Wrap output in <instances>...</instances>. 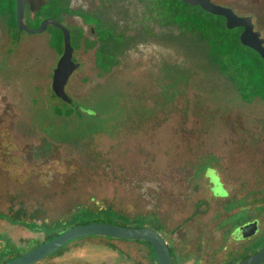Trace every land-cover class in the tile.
<instances>
[{"label":"rangeland","instance_id":"rangeland-1","mask_svg":"<svg viewBox=\"0 0 264 264\" xmlns=\"http://www.w3.org/2000/svg\"><path fill=\"white\" fill-rule=\"evenodd\" d=\"M213 1L251 16L264 37V0ZM44 2L41 15L70 28L81 66L66 85L72 102L55 98L52 75L64 51L63 31L50 24L42 33L11 32L0 15V233L17 247L10 256L28 240L42 241L38 230L48 220L150 227L169 243L172 228L196 224L199 238L227 244L236 240L226 232L258 216L260 231L242 243L243 250L262 249L264 98L245 101L203 34L160 19L151 0H108L111 8L100 0H65L78 11L29 0V27L46 18H31ZM86 4L101 22L79 12ZM62 12L90 25L80 28L68 19L70 26L59 18ZM91 27L109 50L99 69L98 42L83 37L92 38ZM209 166L218 178L207 177L226 197L209 191ZM177 235L179 244L186 241ZM149 249L137 240L83 236L34 264H101L109 258L150 264ZM229 254L221 264L235 258Z\"/></svg>","mask_w":264,"mask_h":264},{"label":"trees","instance_id":"trees-1","mask_svg":"<svg viewBox=\"0 0 264 264\" xmlns=\"http://www.w3.org/2000/svg\"><path fill=\"white\" fill-rule=\"evenodd\" d=\"M60 0H52L59 3ZM151 6L154 10L157 9L158 17L166 22H174L177 24H190L194 26L211 46V50L216 55V62L222 73L227 75L235 84L241 97L248 102L253 101L256 97L264 98V59L254 49L245 46L241 43L240 35L243 31L242 27L228 29L224 16L214 15L205 11L201 6H193L181 0H151ZM40 7L38 13L41 15ZM0 15L8 18L10 25L16 26V1L15 0H0ZM107 41H102L97 52V63L101 60L106 50ZM63 47V46H62ZM112 62L109 64V66ZM207 206L200 203L198 211L204 212ZM3 218H7L2 216ZM12 217V216H11ZM8 217L9 220H12ZM92 222L86 220L83 222L64 221L50 222L49 220L40 226V231H43V240H36L33 246L45 243L69 228ZM73 223V224H72ZM134 227H143L137 226ZM111 238V237H109ZM146 243L150 246L153 254L155 251L152 245L145 240H137ZM30 245L23 246L20 252L10 256V253L15 251L17 247L11 244L10 240L0 233V263L14 259L27 250Z\"/></svg>","mask_w":264,"mask_h":264},{"label":"water","instance_id":"water-1","mask_svg":"<svg viewBox=\"0 0 264 264\" xmlns=\"http://www.w3.org/2000/svg\"><path fill=\"white\" fill-rule=\"evenodd\" d=\"M28 0H16L17 3V21L20 30L29 33H42L48 25L53 24L63 31L64 35V52L54 71L53 92L63 101L70 102L71 98L65 90V86L73 74L79 67V63L73 61L74 47L71 40V31L69 27L54 18H46L42 24L35 29L28 27L24 23L25 8ZM107 0H102L106 6ZM193 6H201L205 11L214 15L224 16L228 29L242 27L243 31L240 35L241 43L257 51L264 59V37L261 31L255 29V23L251 16H241L232 7L224 6L213 0H181ZM253 231V230H252ZM248 225L240 229V237L245 238L246 232L252 233ZM255 233V232H253ZM104 236L116 239H131L148 241L157 256L158 264H172L171 254L164 238L150 227H132L106 222H90L71 227L59 236L29 250L28 252L0 264H34L39 260L53 254L58 249L68 244L74 239L83 236ZM264 262V247L245 258L238 264H262Z\"/></svg>","mask_w":264,"mask_h":264},{"label":"flooded vegetation","instance_id":"flooded-vegetation-1","mask_svg":"<svg viewBox=\"0 0 264 264\" xmlns=\"http://www.w3.org/2000/svg\"><path fill=\"white\" fill-rule=\"evenodd\" d=\"M59 2L60 3H58V4L67 6L71 11H78L76 9H73L70 5L65 4V0H63V1L60 0ZM28 3H29V0L27 1V4H26L25 14H26V10H27ZM45 3H47V2L42 3L40 5V7L42 5H45ZM100 3H101V5L103 7H106V8H111L112 7V4L109 3L108 0L106 1V4H107L106 6H104L102 0H100ZM40 7L38 9H40ZM82 8L84 9V11H79V12L86 13V14H91L92 17H94L96 19V21L101 22V20H100L99 17L95 16L92 12H89V10L90 11H92V10L89 8V5L88 4H86ZM34 13L32 12V15H31V18H33V19H35L37 17ZM25 14H24V23L28 26L27 21L25 20V16H26ZM58 16H59V18L61 17L68 25H70L68 23L69 22L68 19L73 20L74 22L77 21V27H80V28H83L85 26L90 25L89 23H85L80 16L74 15L72 13L71 14H68L66 12H64V13L62 12ZM45 17L46 18H51L50 16H45ZM46 18H44V19H46ZM54 19H56V18H54ZM56 20L60 21L59 19H56ZM79 21L81 23H79ZM16 22H17L16 23V26H12V25L9 24V26L11 27V32H13L15 28H19L18 21H17V3H16ZM64 25H66V24H64ZM32 29H35V28H32ZM20 31L27 32L25 30H20ZM91 31L93 33L92 34V38L86 37L85 35H83V37L88 38V40L91 42V44L94 43V45H95L96 42H98V44H96V46L94 47L95 48V52L94 53H95V67L99 69L98 63H97V52H98V50H99L102 42H100L101 40H98L99 36H97V34L94 32L93 27H91ZM27 33H29V32H27ZM13 35H15V34L13 33L12 34V37H13ZM22 35H24V34H22ZM93 36H95L96 38H93ZM22 37L23 36H21V34H20V36L17 37V41L18 42H21L20 40H21ZM104 53H106V51ZM73 61L76 62V63H79L77 60L74 59V55H73ZM57 65H58V63H57ZM80 66H81V64L79 63V67L78 68H80ZM56 68H57V66L54 68V71H55ZM54 71H53V75H52V87H51L52 88V92H53ZM65 90H66V86H65ZM55 98L60 99L56 95H55ZM70 98H71V96H70ZM60 100L62 102H67V101H63L62 99H60ZM72 100L73 99L71 98V101L70 102H72ZM70 102H67V103H70ZM206 179H207V182H208V185H209V191L212 193L211 189L214 187V183L211 182V177H206ZM139 191L141 192V194L142 193H147V192H144L143 191V188H140ZM228 194H230V193H228ZM144 195H146V194H144ZM212 195H213V193H212ZM157 197H159V193L158 194H155L154 200L155 199L157 200ZM217 199L218 200L219 199L226 200V198H217ZM260 223H261L260 218L258 216H256L254 218H250V219L248 218V219H246V221H244V223L238 224V226L236 228H234L232 232H230V233L226 232L227 234H229V237H228L229 239H234L235 238V240H236L235 242L227 243V244H223V243H220V244L208 243L203 238H199L198 237L199 234H198L197 226H195L196 224L194 226L191 225V224H189L188 227H186L185 224H183V225L180 224V225L176 226L175 228H172L171 232L174 231L173 232V235H172L174 237L167 236V238L169 237L171 239V241H172L171 243L168 242L169 240L168 241L166 240V238H165L166 236H163L162 235V231L161 230H160L161 232H158L156 229L155 230L164 238L166 244L168 245L169 250H170V254H171L172 264H188V263L189 264H221L222 261L226 260L225 259V255L227 254V252H228V254L230 253L229 255L235 257L232 261H229L228 260V264H238L239 262H241L245 258H247L250 255H252V254H254V253H256V252H258V251L261 250V248L253 249L251 251H248L249 249L243 250L244 249V247H243V244L244 243H242L244 240L251 238V235H253V234L255 235L258 231H260V228H261L260 227L261 226ZM246 225H248V227L251 229V231L253 230L251 234L249 232H246V234H247V236H245L246 239L245 238H240V233H241L240 231L238 232L239 233V237L236 236L237 237L236 238V237L233 236V234L236 232L237 228L240 230L242 227H244ZM25 227L27 228L26 225H25ZM38 231H40V230H38ZM253 232H255V233H253ZM180 233L184 235L183 240H186V241L181 242V244H179V242H178L180 239L178 237L179 235H177V234H180ZM197 240H198V242H197ZM35 242H36V239L35 240L34 239L28 240V242L26 244L30 245L29 250H31V249H33V248L41 245V244H38L36 246H33L35 244ZM176 243H177V246H176ZM144 244H146V243H144ZM146 245L149 246L148 244H146ZM227 249L229 251H227ZM29 250H27L26 252H28ZM26 252H24V253H26ZM221 252H225V253H223L224 254V257L220 260V254H221ZM180 254H186V257L185 258H182L181 260H178L177 257H176V255L180 256ZM148 256H149L150 264H158V260H157L156 253L154 255L151 249L148 250ZM114 262L115 261H113V263ZM130 262L132 264H137L133 260H130ZM92 263H93V261H92ZM105 263L106 264H113V263H111V259L110 258L107 259V260H104L101 264H105ZM115 263H117V262H115ZM118 264H120V263H118ZM262 264H264V262Z\"/></svg>","mask_w":264,"mask_h":264},{"label":"clouds","instance_id":"clouds-1","mask_svg":"<svg viewBox=\"0 0 264 264\" xmlns=\"http://www.w3.org/2000/svg\"><path fill=\"white\" fill-rule=\"evenodd\" d=\"M89 114H93V113H89ZM210 174L215 175L218 178V170L215 169L214 167H211V166H209L205 170L204 175L207 177ZM211 191H212L214 196H221V197H226L227 196L226 192H218L215 187H213V189H211Z\"/></svg>","mask_w":264,"mask_h":264}]
</instances>
